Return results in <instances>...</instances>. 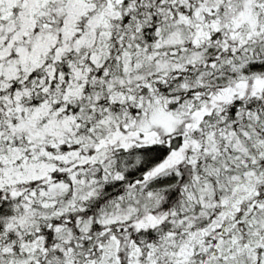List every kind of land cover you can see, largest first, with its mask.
I'll return each instance as SVG.
<instances>
[{
  "label": "snow or ice",
  "instance_id": "1",
  "mask_svg": "<svg viewBox=\"0 0 264 264\" xmlns=\"http://www.w3.org/2000/svg\"><path fill=\"white\" fill-rule=\"evenodd\" d=\"M0 264H264V0H0Z\"/></svg>",
  "mask_w": 264,
  "mask_h": 264
}]
</instances>
